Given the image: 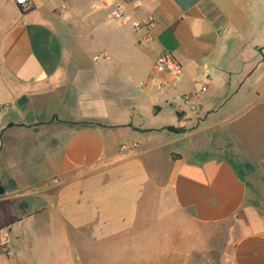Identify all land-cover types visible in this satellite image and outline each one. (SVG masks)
I'll list each match as a JSON object with an SVG mask.
<instances>
[{
    "label": "crops",
    "instance_id": "obj_1",
    "mask_svg": "<svg viewBox=\"0 0 264 264\" xmlns=\"http://www.w3.org/2000/svg\"><path fill=\"white\" fill-rule=\"evenodd\" d=\"M31 3L0 0V264H205L231 219L264 264V0Z\"/></svg>",
    "mask_w": 264,
    "mask_h": 264
},
{
    "label": "rangeland",
    "instance_id": "obj_2",
    "mask_svg": "<svg viewBox=\"0 0 264 264\" xmlns=\"http://www.w3.org/2000/svg\"><path fill=\"white\" fill-rule=\"evenodd\" d=\"M251 72V71H250ZM249 72V73H250ZM256 75H259L262 73V70L255 71ZM240 84L237 85L239 87ZM259 88H264V74L263 77H261L260 84L258 86ZM258 88V89H259ZM193 99H191L190 103H192ZM247 100H242L241 103H246ZM19 110V108H18ZM27 113V118L25 122L32 120L33 117H36L34 113H28L29 108L24 109ZM185 110L188 111L189 108L185 107ZM22 111V108H21ZM40 114V113H39ZM43 113L41 114V116ZM46 115L44 114V118ZM27 204H29V208H32L33 205H38V201L36 199L28 198ZM238 224L237 220L231 219L224 221L222 223L216 224V225H209V226H199L193 223V228H196L201 231V238L202 240L207 241V248L202 247L205 251H198L194 252L193 248V262L198 261L200 259H206L207 261L205 264H229L228 259L232 247V242L235 239V235L237 234ZM206 248V249H205Z\"/></svg>",
    "mask_w": 264,
    "mask_h": 264
},
{
    "label": "built area",
    "instance_id": "obj_3",
    "mask_svg": "<svg viewBox=\"0 0 264 264\" xmlns=\"http://www.w3.org/2000/svg\"><path fill=\"white\" fill-rule=\"evenodd\" d=\"M15 1L17 2V4L22 5L25 9H30L32 7L31 0H15ZM112 16L116 20H121L124 18V11L119 7H115L113 9ZM154 22H155L154 18L150 17L144 22L134 23L133 26L135 31H140L141 29L145 28L147 31H146V36L144 38L145 40H148L151 38V28L153 27ZM155 71L157 73L167 72L174 77H178L182 74L183 68L170 52L165 51L161 53V55L157 59L155 64ZM205 89H206L205 87H202V90ZM3 109L4 107L0 105V113L3 111Z\"/></svg>",
    "mask_w": 264,
    "mask_h": 264
},
{
    "label": "trees",
    "instance_id": "obj_4",
    "mask_svg": "<svg viewBox=\"0 0 264 264\" xmlns=\"http://www.w3.org/2000/svg\"><path fill=\"white\" fill-rule=\"evenodd\" d=\"M80 126H94V125H101V124H97V123H93V122H87V121H80L79 122ZM169 130L173 131V132H182L183 129L182 128H175V127H168Z\"/></svg>",
    "mask_w": 264,
    "mask_h": 264
},
{
    "label": "water",
    "instance_id": "obj_5",
    "mask_svg": "<svg viewBox=\"0 0 264 264\" xmlns=\"http://www.w3.org/2000/svg\"><path fill=\"white\" fill-rule=\"evenodd\" d=\"M262 57L264 59V55ZM24 102H25V98H21V99H19L18 104L22 105Z\"/></svg>",
    "mask_w": 264,
    "mask_h": 264
}]
</instances>
